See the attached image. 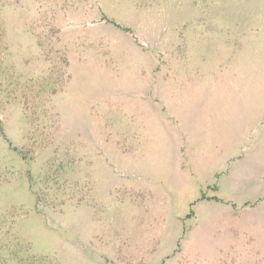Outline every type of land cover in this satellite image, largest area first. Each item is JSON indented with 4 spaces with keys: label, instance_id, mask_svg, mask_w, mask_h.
<instances>
[{
    "label": "rangeland",
    "instance_id": "obj_1",
    "mask_svg": "<svg viewBox=\"0 0 264 264\" xmlns=\"http://www.w3.org/2000/svg\"><path fill=\"white\" fill-rule=\"evenodd\" d=\"M0 264H264V0H0Z\"/></svg>",
    "mask_w": 264,
    "mask_h": 264
}]
</instances>
